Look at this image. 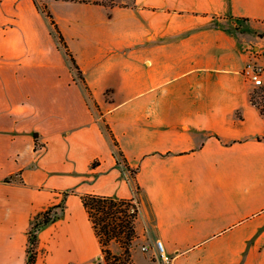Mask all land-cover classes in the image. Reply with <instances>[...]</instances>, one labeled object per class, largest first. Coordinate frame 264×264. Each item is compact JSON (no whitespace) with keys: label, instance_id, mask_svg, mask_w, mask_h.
<instances>
[{"label":"crops","instance_id":"obj_1","mask_svg":"<svg viewBox=\"0 0 264 264\" xmlns=\"http://www.w3.org/2000/svg\"><path fill=\"white\" fill-rule=\"evenodd\" d=\"M69 2L87 14L54 19L100 110L45 30L0 37V264H24L48 208L34 264H103L79 195L135 183L134 264L156 240L168 264H264V114L241 74L264 65V0Z\"/></svg>","mask_w":264,"mask_h":264},{"label":"trees","instance_id":"obj_2","mask_svg":"<svg viewBox=\"0 0 264 264\" xmlns=\"http://www.w3.org/2000/svg\"><path fill=\"white\" fill-rule=\"evenodd\" d=\"M73 1V0H71ZM84 1V0H83ZM94 4H101L98 1H93ZM36 7H38L36 5ZM41 11L48 18L49 24L52 26L59 44L64 49L65 54L69 58L72 67L77 70L79 74L81 69L78 66L71 50L69 49L61 30L59 29L51 10L46 4H43ZM82 82L84 83L87 90L88 85L85 83L82 77ZM264 90V86H261L258 90L251 93V101L255 104L261 112L264 114V100L263 105L259 103L258 97L264 99V94L259 90ZM89 94L92 96L90 90ZM104 127L112 139L114 145V156L119 164H123L130 172L132 179L134 180V169H131L127 163V160L118 145V142L113 135L110 127L107 123H104ZM97 160L92 162L95 166ZM139 191V185L135 183V195L131 198H114L109 195H103L93 192H86L80 194L81 202L87 211L88 217L92 222L94 231L98 240L101 244L102 255L106 264H115L122 257L125 260L131 257V247L133 240L136 238L135 221L138 216L140 202L137 198V193ZM69 193V192H66ZM61 209H64V205H61ZM51 208L43 211L40 219H36L31 228L28 231L27 238V258L24 264H34L37 259V230L48 223L52 219ZM111 241H117L122 247L121 254H113L109 247Z\"/></svg>","mask_w":264,"mask_h":264},{"label":"rangeland","instance_id":"obj_3","mask_svg":"<svg viewBox=\"0 0 264 264\" xmlns=\"http://www.w3.org/2000/svg\"><path fill=\"white\" fill-rule=\"evenodd\" d=\"M69 1L71 0H58V1L57 0H0V37L1 34H5L6 32H10V31H17L22 28L29 30H45V32H47V34L50 35L49 41L51 42L55 41V43L57 44L58 50L61 53L63 66L65 68L69 66V73L71 79L80 82L85 87L81 79L83 75L79 74L77 70H75L72 67L69 58L64 53V49L59 44L58 38L52 26L49 24L48 18L41 11V7L43 6V4H46L48 8L52 11L55 18H59L65 15L81 16L87 14L86 10L78 8L77 6L74 5V3L72 2L70 3ZM87 1H91V0H87ZM93 1H98L108 6H114V5L124 6L132 2V0H93ZM36 5L38 7H36ZM89 90L90 89L87 90V88L85 87L87 101L90 103L91 106L100 110L96 102L93 101V97L89 94ZM259 91L262 94H264L263 89ZM258 100L259 103L263 105L264 99L258 97ZM111 242H116L120 246V244L117 241H111ZM111 252L113 254H116L112 250ZM121 253H122V247H121V252L119 254ZM149 256L155 262V264H159L158 259L155 257V255H153V250H148L144 252L141 250L140 244L134 246V258L137 261V264H148ZM124 258L122 257L115 264H134L131 257L128 258V260H125ZM103 264H106L104 258H103Z\"/></svg>","mask_w":264,"mask_h":264},{"label":"built area","instance_id":"obj_4","mask_svg":"<svg viewBox=\"0 0 264 264\" xmlns=\"http://www.w3.org/2000/svg\"><path fill=\"white\" fill-rule=\"evenodd\" d=\"M241 74L249 83L254 86H262V76L264 74V65L259 62L258 54L252 51L245 62ZM153 255L158 259L159 264H168V257L164 251L161 241L156 240L154 242ZM141 250L146 252L149 247L145 244L141 246Z\"/></svg>","mask_w":264,"mask_h":264}]
</instances>
